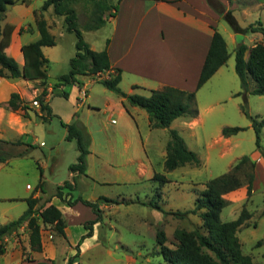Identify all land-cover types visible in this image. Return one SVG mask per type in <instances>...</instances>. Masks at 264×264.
<instances>
[{
	"label": "crops",
	"instance_id": "crops-1",
	"mask_svg": "<svg viewBox=\"0 0 264 264\" xmlns=\"http://www.w3.org/2000/svg\"><path fill=\"white\" fill-rule=\"evenodd\" d=\"M219 1L233 11L241 28L246 29L252 25L243 22V20L249 17L253 11L257 12L258 17L260 16L258 21H262L264 24V0H251L250 2H253L254 6L250 4L245 6L239 0ZM35 10V7H22L18 9L17 13H14V11L9 13L8 17L12 30L9 38L4 42L3 50L16 59L22 67L24 66L23 46L37 42L41 37L36 27ZM113 13L114 16L111 12H107L105 15L106 21L111 26V35L106 39L105 49L109 52L114 69L122 70L120 86L122 84H127V86L124 90L120 87L121 91L128 95L138 94L143 96H150L152 91L163 90L167 87L185 92H196L198 116L196 118H178L172 123L170 129H153L150 116L146 110L131 105L126 98L119 94L112 95L116 92L107 89L104 85L105 89L102 91L95 90L96 82L101 83L102 79L110 77V72H107L102 77L97 75L96 77L83 78L81 86L73 85V91L70 93L69 98H66L73 106L71 110L66 112L56 107L55 99H52V97H60L57 95L60 91H54V84L49 83L47 80L45 101L52 108V116L48 119L58 118L64 127V124L76 125L89 140L86 175H70V181L76 186V190L71 195L74 199L83 197L88 201L97 202L101 197H105L118 201V204L99 203L100 210L106 216L108 212H117L124 203L136 202L144 206L149 205L153 207L152 215L157 219L159 227L164 222L176 231L183 227V220L190 219L188 215L185 217L174 215L175 213L188 211L187 209L178 208L177 202L184 201L186 198L190 199L191 196L195 203L192 208L194 210L196 201L204 190L206 183L212 180H207L202 175L201 169L210 163L213 148L217 146L220 148L219 157L222 159L232 153L233 147L237 146L234 139L236 135L225 137L223 126L217 125L218 135L213 144L209 145L208 149L203 152L205 157L203 158L201 152L197 150L202 147L203 135H206L208 131V122L216 120V118L208 119L209 112L216 105L222 104L226 99L239 92L236 85L233 89L226 90L228 86L224 82L228 77L231 80L234 79L236 60L231 67L229 65L233 54L236 55L238 46L246 45L248 38L256 44L257 41L264 43V38L260 33L244 34L235 32L211 5L210 0H119L117 11L114 10ZM241 16L243 20H241ZM60 17L62 18V16L58 17L55 14L53 8H50L45 14V18L51 27ZM216 30L225 38L231 57L228 63L220 68L203 86L205 88L211 82H214L213 84L219 85V88L213 85L211 94L202 98L200 92L203 88L197 90V86ZM51 32L53 33V29ZM53 35L55 34L53 33ZM256 44L248 47L252 48ZM91 48L97 51L95 46L91 45ZM45 49L46 47L43 48L44 55ZM227 66H229V69ZM86 79L89 82H85ZM35 84H42V82L0 76V140L6 141L8 144L4 145L10 146L11 149H27L21 156L0 163V166L3 165L2 169L4 165L12 166V164L17 166L16 168H34L32 163H28V157L31 156L28 153L47 146L43 140L39 144L40 138L36 135V130L40 129L43 133L41 137L44 139L47 134H53L51 130L47 133V129L44 127L48 119L46 121L42 119L45 114L42 112L41 106H33V102L44 90V87L39 88ZM254 88L255 86L251 90ZM85 91L87 94L84 96ZM14 93L19 94L21 99L28 104L29 109L26 117L25 112L22 110L12 111L7 109V103ZM100 93L105 96L103 110L96 109L101 103L99 101ZM108 121L111 122L108 123ZM65 128L64 139L68 140V129ZM170 130L178 131L184 138L188 148L201 159L200 166L187 164L174 171H166L165 162ZM18 140H21L20 144H17L19 142L12 143ZM58 145L54 146V149H58ZM249 156L256 163L254 194L262 180L264 181V155L261 151L255 150ZM14 158H17L16 161H13ZM17 160L19 163H16ZM38 161L36 177L39 183L42 181L44 188L47 183L45 171L48 165L42 163L41 160ZM58 165L59 163L55 164V168ZM232 166L233 164L229 166V170ZM156 174L165 175L170 182L161 185L153 180ZM141 183H143L142 185L149 183L152 186L150 192L152 195L147 194L148 196L146 195L144 200L138 196V191L134 192L135 199H133V196L130 199L122 198V194H119L118 198H114L115 196H112L111 192L106 191L107 188H114L123 184L140 185ZM62 185L64 183L60 184V186ZM80 188H88L92 192L79 193ZM99 188L105 189L96 193L100 190ZM74 193H79L77 194L78 197H75ZM43 195L42 188H39L32 197L40 199L41 202L45 200ZM155 195L158 196V202L162 205L150 203L152 196ZM225 198L230 202L228 206L230 213H233L242 207L247 200L248 189L246 186L242 187L227 194ZM27 199L26 197L22 198V196L10 198L11 201H21L28 205ZM50 205H55L63 211L67 225L65 229L66 237L45 238L42 233L44 250L43 252H33L32 261L24 260L21 246L18 247L16 243L8 244L4 254L0 256V264H37L51 261L67 264L68 259L74 256V249L81 237L87 233L85 224L97 220L98 216L94 211H89V213L87 208L90 210L92 208L82 203L75 206L64 203L55 197V193L52 195L48 206ZM158 207L170 214H165ZM192 215L199 218L196 222H198L199 227H202L203 220L199 215ZM103 217L100 222L94 225L93 237L86 239L81 245V252L97 236L104 223ZM252 218L253 214L251 212V218L241 226L238 232L242 249L244 241L248 238L246 237L247 239L244 240L243 236H240V230L248 225V221ZM50 235L53 237L52 234ZM75 264H78V261Z\"/></svg>",
	"mask_w": 264,
	"mask_h": 264
},
{
	"label": "trees",
	"instance_id": "trees-1",
	"mask_svg": "<svg viewBox=\"0 0 264 264\" xmlns=\"http://www.w3.org/2000/svg\"><path fill=\"white\" fill-rule=\"evenodd\" d=\"M79 0H47L40 14H36V27L40 33V39L37 42L24 45L22 52L24 55V66L22 67L16 59L8 55L4 50V42L9 38L12 27L9 25L2 32L1 23L7 12V4H12V0H0V34H3L2 44H0V76L11 79L23 78L27 81H41L44 87L43 93L36 98L40 104L42 112L45 114L42 119L46 121L52 116V108L46 103L47 96V65L48 59L45 57L43 48L54 47L57 45L56 37L51 32V26L45 18L44 13L50 8L54 9L56 15L63 16L67 31L76 35V56L71 59L70 71L58 78L54 84V91H60L58 96L69 98L70 93L66 88L73 85H82L83 78L98 74L110 72L108 79H102L100 82L109 90L116 92L126 98L133 106L146 110L150 116V123L153 129H170L172 123L181 117L196 118L199 114L196 92H185L176 88L167 87L163 90H154L150 96L128 95L121 91L122 70L114 69L110 55L107 49L95 51L85 41L83 32L79 29V17L74 8ZM95 2L93 22L86 27V30H98L105 26V15L107 12L117 11V6L107 3L106 0H90ZM223 11H220L222 14ZM232 29L237 33L255 34L260 33L264 38V24L258 21L243 29L231 13L224 17ZM22 31V30H21ZM231 55L228 51L227 42L223 35L216 30L205 61L201 76L198 82L197 90H200L220 68L225 66ZM236 72L241 80L242 91L236 96L249 94L264 96V43L259 42L254 47L249 48L242 44L236 49ZM250 80L255 83V88L251 90ZM247 98V97H246ZM7 108L12 111H24L25 117L28 114L29 106L25 103L19 94L14 93ZM243 112L253 120V127L257 136V148L264 154V147L261 143V133L264 128V121H259L252 117L246 105H243ZM68 129V140L77 141L80 155L78 162L70 166V172L73 175H86L87 155L89 154V140L85 133L76 125H66ZM241 127H225L223 135L230 137L244 131ZM21 142L17 143L20 144ZM8 144L0 140L1 146ZM22 155V154H21ZM18 155V156H21ZM16 155L1 154L0 163H5ZM187 164L200 166L201 159L192 150H190L184 138L176 130H170V140L167 144V158L165 162L166 171L171 172ZM256 163L249 155H245L232 166L225 174L208 181L204 190L196 201L194 210L187 213H175V216L185 217L188 214H196L203 220L202 227L194 230L179 228L175 231L174 237L176 243L173 246L168 245V237L165 231L157 233V242L160 246L163 258L170 264H264L255 262L251 256L243 253L242 244L238 237L241 226L251 218L249 211H244L242 215L230 222L222 220L223 210L229 206L230 202L225 196L242 187H247L248 196L253 195L255 181ZM154 181L161 185L169 183L165 175L156 174ZM39 188H43L42 181ZM76 190L75 184L67 181L59 186L55 197L64 203L75 206L82 203L92 208L98 218L85 224L87 233L83 235L76 247V254L68 259L67 264H75L81 254V245L83 242L93 237L94 225L101 221L100 202L118 204V201L101 197L97 202H92L78 197L74 199L71 195ZM40 199L30 197L27 199L28 209L17 220L7 224L0 225V252L4 253L2 241L12 234L21 225L28 222L30 231V247L32 252H43L42 224L50 225L55 228V233L60 237H66L65 229L67 227L63 211L55 205L44 207L37 216V206ZM163 211L160 207H158ZM167 214L166 212H164ZM263 242V241H261ZM259 244H262V243ZM37 264H59L56 261L39 262Z\"/></svg>",
	"mask_w": 264,
	"mask_h": 264
},
{
	"label": "rangeland",
	"instance_id": "rangeland-1",
	"mask_svg": "<svg viewBox=\"0 0 264 264\" xmlns=\"http://www.w3.org/2000/svg\"><path fill=\"white\" fill-rule=\"evenodd\" d=\"M12 1L13 6L11 9L7 10L4 20L1 23L2 32H4L7 26L9 27L10 25L8 21L9 13L13 11L14 13H17L18 9L30 6L36 8L35 15L40 14L42 12V7L47 0ZM118 1L119 0H106L107 3L109 2L117 6V8ZM239 1L245 6L249 4L254 6V3L250 2L251 0ZM210 3L219 13L220 11H223L221 14L223 18L225 15L227 16L228 13H231V15L235 17L233 11L224 6L219 0H210ZM74 8L78 14L79 29L83 32L85 41L90 45V47L91 45L95 46L98 52L105 50L107 43L106 39L111 35V26L109 22H107L102 29L100 28L99 30L93 31L86 30V27L89 26L94 19L95 2L90 0H79L76 4H74ZM256 13L257 12L253 11L249 17L245 18V20H243V17L241 16V20L248 24H253L255 21L258 22L260 16L258 17ZM45 14L46 12L44 15ZM60 19L55 21L51 27V30L53 29V33L55 34L57 45L54 47H46L45 49V56L48 59V65L46 67L48 82L51 84H55L58 78L69 73L71 59L76 56L77 52L76 35L67 31L63 16L62 18L60 17ZM2 40L3 34L1 33L0 44H2ZM257 43H259V41H257ZM253 44L256 43H253L249 38L246 40L247 46H252ZM235 60L236 55L233 54V58L229 64L230 67L233 63H235ZM227 67L229 69V66ZM226 71L228 70L226 69ZM233 75V80L228 77V79L224 81L225 85L227 84L228 86L226 90H231L236 85L239 92H241L243 90L241 80L236 72H234ZM85 82H89V80L86 79ZM213 83L214 82H211L209 86H206L205 88L202 87L203 89L200 92V96L202 98L211 94L213 85H216ZM35 86L43 88L42 84H35ZM125 86H127V84H122L120 87L124 90V88H126ZM254 86L255 83L250 80V88L252 89ZM214 87L219 88V85ZM94 88L96 91H102L105 89L103 84L98 82H96ZM73 89V86H69L66 88V91L71 93ZM238 93L233 95L231 98L226 99L222 104L216 105L207 115L208 119L216 118V120L208 122V131L206 132V135H203L204 138L202 147L197 149L201 152V156H203V158L205 157L203 152L208 149L209 145L213 144L218 135V131L216 130L217 125H222L223 128L241 127L245 129L235 136L234 139L237 146H234L233 152L226 155L225 158L221 159L219 157L220 148L218 146L213 148L211 151L212 156L210 163L201 169L202 175H204L207 180L221 176L229 170V166H231V164L235 165L243 156L251 155L255 150H258L256 143L257 136L253 127V120L243 112V105H246V108L252 117L257 118L259 121H264V96L249 94L246 98L244 95L236 96ZM112 95L118 94L115 93ZM104 97L105 96L100 93L99 101L101 103L96 107V109H104ZM52 99H55L54 101L56 107L63 112L71 110L73 106L71 102L63 96L57 98L56 96H53ZM33 106L35 105L33 104ZM110 122L111 121H108V123ZM44 127L47 129V133L51 130L53 131V134H47L44 139L41 137L43 133H41L40 129L38 128L36 130V135L40 138L39 144H41L43 140L46 142L47 146L37 148L36 150L28 153V155H31L28 157V163H32L34 168H16L17 166L12 164V166L4 165V168L2 169L3 165L0 166V224L17 220L28 207L27 204H24L21 201H11L10 198L20 196H22V198H30L38 191L40 184L36 177L38 173V160H41V162L48 165V167L45 171L47 183L45 184L43 191L45 200L39 202L37 206V216L44 207H48L52 195L57 192L58 186L71 180L70 166L78 162V157L80 155L77 141L73 140L70 142L64 139L66 128L58 118H52V120L48 119V121L45 122ZM20 141L21 140L13 141L12 143ZM261 143L264 147V128L261 133ZM57 145L59 146L58 149H54V146ZM1 147L2 150L0 151V155L9 154L18 156L24 154L27 150L23 148L11 149L10 146L7 145H2ZM15 159L17 158H14L13 161H16ZM16 163H19L18 160ZM57 163H59V165L55 168V164ZM142 184L143 183L140 185L123 184L115 186L114 188H107L106 191L111 192L112 196H115L114 198H118L119 194H122V198L126 199H130L132 196L133 199H135L134 192L138 191V196L144 200L147 194H151L150 192L152 190V186H150L149 183H145L144 185ZM103 189L96 191V193L99 191L102 192ZM78 191L83 194L92 192V190H89L88 188H80ZM79 193H74L75 197H78L77 194ZM152 197L153 198L150 200L151 202L149 201L150 203L153 202L152 204L162 205V203L158 202V196L155 195ZM177 204L178 208L188 210L184 213L191 211L195 206L191 196L190 199L186 198L184 201L180 200ZM152 210V206H144L135 202L124 203L121 205L119 210H117V212H108L107 216L103 211H101V217L104 216L103 226L98 231L97 236L89 242L85 249L82 250L79 258L77 259L78 264H142V262L139 261V257H143V260L148 264H170L161 254L160 246L157 242V233L161 230L165 231L169 240L168 245L173 246V244L176 243L173 233L175 229L164 222L159 227L157 219L152 215ZM246 210L250 211V213L252 212L253 218L248 221V225L244 226L240 230V236L242 235L244 240L246 237L248 238L244 241L243 253L251 256L255 262L264 263L263 180L255 193L251 197L248 196L242 207L238 208L233 213H230V208L226 207L221 215L222 220L224 219L225 222L235 220ZM87 211L93 212V210L88 208ZM166 213L167 215L170 214L168 212ZM188 217H190V219L186 217L187 219L183 220L182 228L187 230L199 228V224L196 222L199 218L197 216H193L191 213L188 214ZM41 225L42 233L45 238L50 237L55 239L60 237L55 233V228L53 226L44 225L42 223ZM50 234H52L53 237H51ZM29 241L30 231L28 228V222H26L12 234L8 235L1 243L4 249H6L8 244H18V247L21 246L20 249L23 250L24 260L32 261L33 252L31 251ZM260 242L262 244H259ZM73 253L74 255L76 254V248ZM3 254L4 253L0 252V256Z\"/></svg>",
	"mask_w": 264,
	"mask_h": 264
},
{
	"label": "water",
	"instance_id": "water-1",
	"mask_svg": "<svg viewBox=\"0 0 264 264\" xmlns=\"http://www.w3.org/2000/svg\"><path fill=\"white\" fill-rule=\"evenodd\" d=\"M13 4H7V10L11 9ZM139 261L142 262V264H148L146 261L143 260V257H139Z\"/></svg>",
	"mask_w": 264,
	"mask_h": 264
},
{
	"label": "built area",
	"instance_id": "built-area-1",
	"mask_svg": "<svg viewBox=\"0 0 264 264\" xmlns=\"http://www.w3.org/2000/svg\"><path fill=\"white\" fill-rule=\"evenodd\" d=\"M107 73V72H106ZM105 73H101V74H98V76H100V77H102L103 75H104ZM84 96L87 94V92L85 91L84 93ZM33 104L35 105V106H40V104L35 100L34 102H33Z\"/></svg>",
	"mask_w": 264,
	"mask_h": 264
}]
</instances>
